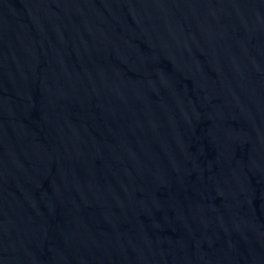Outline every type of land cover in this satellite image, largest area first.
<instances>
[{
  "label": "water",
  "instance_id": "water-1",
  "mask_svg": "<svg viewBox=\"0 0 264 264\" xmlns=\"http://www.w3.org/2000/svg\"><path fill=\"white\" fill-rule=\"evenodd\" d=\"M0 264H264V0H0Z\"/></svg>",
  "mask_w": 264,
  "mask_h": 264
}]
</instances>
